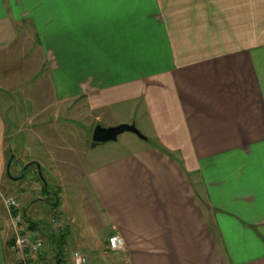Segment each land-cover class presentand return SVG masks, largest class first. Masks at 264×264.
<instances>
[{
	"label": "crops",
	"instance_id": "obj_1",
	"mask_svg": "<svg viewBox=\"0 0 264 264\" xmlns=\"http://www.w3.org/2000/svg\"><path fill=\"white\" fill-rule=\"evenodd\" d=\"M26 43L39 58L32 72ZM35 71L49 75L50 101L25 98ZM59 75L71 92L59 95ZM76 99L104 127L135 124L146 140L87 154L83 178L106 223L94 233L73 217L65 233L48 225L43 264L71 262L70 244L90 264L115 253L127 264H264V0H0V185L20 147L60 186L57 154L68 166L74 150L57 141L68 137L58 115L38 109ZM55 192L39 220L66 206ZM10 232L0 203V264H12ZM113 235L123 251L107 250Z\"/></svg>",
	"mask_w": 264,
	"mask_h": 264
},
{
	"label": "rangeland",
	"instance_id": "obj_2",
	"mask_svg": "<svg viewBox=\"0 0 264 264\" xmlns=\"http://www.w3.org/2000/svg\"><path fill=\"white\" fill-rule=\"evenodd\" d=\"M26 47L25 62L27 64H25V66L31 68L32 72L33 69L35 70L34 67L37 68V65L39 64V58H37V52H35L33 43H26ZM15 60H18V58H15ZM35 72L36 74H27V90L25 91L27 95H25V98H36L37 100H42L43 102L46 100L50 101L54 97V93L52 89L49 88V75L42 74V76L39 77L40 75L37 74V71ZM60 77L61 80L62 78L64 80V75L58 76L59 95L61 93H66L67 91L68 93L71 92L72 90H70V88L67 91L66 89L60 88ZM79 92L80 91L77 88H75L73 91L74 94H78ZM81 102V99H76L73 100L72 105L68 104L66 106L59 104L57 107L43 105L38 109V113L41 115H58V121L52 122V124L56 125V130H58L59 134L63 135L67 133L68 137L58 139L57 141L60 146L65 147V145H71L74 150L72 155L67 158V162H70L68 166L67 163H60V160L62 158L64 159V157L61 153L57 154V160H59V164H57L58 169H54L53 172L56 174V179L60 186H49L50 181L52 182L53 180L48 179L44 171L38 170L39 174H37L38 172L34 167V163H27V158L23 154L24 150L22 151L20 147L14 148V153L16 156L11 153L10 162L11 164L14 163V166L9 169L8 176L0 185V203L6 207L4 200L9 197L15 198L18 202V209L21 207V209L28 214L27 217H24L23 215L26 223L29 222L27 220L33 222L28 223V226L36 225V230H30L29 235H32L31 233H35L34 237L36 236L37 239L42 241L43 247L40 252V255L42 256L44 254L46 256V254L49 253L47 248L54 239V237H51L53 234L49 236L51 230H49L48 225L55 227L56 230H54L58 231L60 234L65 233L67 229V223H70L69 219L73 217L75 225L81 228L84 227L86 231L90 230L94 233L96 231L95 227H98L99 231H102L104 228L106 220L103 219L102 216L98 217L96 207L93 202L94 194L92 193L89 184L86 183L85 179L83 178L85 175L82 166H84L85 169H87L89 166L87 154L91 153L100 159L101 155L104 156V147H116L119 148L121 152H125L128 148L132 147L133 144L140 143V139L137 135L126 133L121 135L116 142H110L93 147V131L98 125L104 127V121L100 122L94 120L92 117V112H89L91 115L87 113L85 109L82 108ZM12 108H15L16 113L17 107ZM18 109H20L21 113L29 114V112L33 113L34 106L27 107L26 111L23 106L18 107ZM10 124L11 132H15L17 134L16 130L18 126L23 125L24 123L22 121L19 123L17 121L16 115L14 122L12 121ZM27 127H29V125ZM25 137L26 135L24 133L19 135L16 143L20 144L19 138L22 141H27V137ZM25 144H22L23 148H27ZM30 145L34 147V142H31ZM70 165H75V168H70ZM66 177H73V181L71 182V178ZM66 182L71 183L65 185ZM57 189L63 193L60 197L61 201L65 203L66 206L63 208V211L61 210V213H54L53 216L49 217V221L46 222L39 220L45 216V212H48L49 215L51 214L53 209L44 205L42 202L45 200L47 202H54V196L58 197V192H55ZM54 192L55 195L53 196ZM18 211L20 212V210ZM59 224L61 226H58ZM99 224L101 225L99 226ZM102 234L103 232L100 233V235ZM106 234H108V231H106ZM73 247L74 246L71 244L70 246H67V249L63 250V257L65 259H71L73 251H79L87 258V264H90L91 258L89 255L85 252H82L81 250H73ZM56 258H54L52 261L49 260L48 264H56ZM93 262L94 264H127L123 255L118 253L105 255L104 258H101L100 260H94ZM62 264H71V262L70 260H66L63 261Z\"/></svg>",
	"mask_w": 264,
	"mask_h": 264
},
{
	"label": "built area",
	"instance_id": "obj_3",
	"mask_svg": "<svg viewBox=\"0 0 264 264\" xmlns=\"http://www.w3.org/2000/svg\"><path fill=\"white\" fill-rule=\"evenodd\" d=\"M4 201L10 218L11 232L7 251L11 254V263L40 264V252L43 247L42 241L28 234V224L23 215L16 212L18 211L17 200L9 197ZM58 226L61 225L59 224ZM124 246V240L119 235H113L108 240L107 250L110 252H121L124 250ZM71 262L72 264H87L88 261L81 252L73 251Z\"/></svg>",
	"mask_w": 264,
	"mask_h": 264
},
{
	"label": "water",
	"instance_id": "obj_4",
	"mask_svg": "<svg viewBox=\"0 0 264 264\" xmlns=\"http://www.w3.org/2000/svg\"><path fill=\"white\" fill-rule=\"evenodd\" d=\"M126 133L137 135L140 139L146 140V137L137 129L135 124H121L114 127L96 126L92 136V146L97 147L101 144L118 141V138Z\"/></svg>",
	"mask_w": 264,
	"mask_h": 264
},
{
	"label": "trees",
	"instance_id": "obj_5",
	"mask_svg": "<svg viewBox=\"0 0 264 264\" xmlns=\"http://www.w3.org/2000/svg\"><path fill=\"white\" fill-rule=\"evenodd\" d=\"M17 213L19 212V211H16ZM28 223H33L32 221H29ZM27 223V224H28ZM29 230H32V231H35L36 230V225L35 226H32V225H30L29 226ZM64 249H62V251H63ZM59 264H61V263H59Z\"/></svg>",
	"mask_w": 264,
	"mask_h": 264
}]
</instances>
